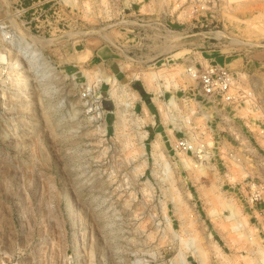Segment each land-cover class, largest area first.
Wrapping results in <instances>:
<instances>
[{
	"label": "rangeland",
	"instance_id": "obj_1",
	"mask_svg": "<svg viewBox=\"0 0 264 264\" xmlns=\"http://www.w3.org/2000/svg\"><path fill=\"white\" fill-rule=\"evenodd\" d=\"M0 20V264H264V0H0ZM211 65L233 101L201 94Z\"/></svg>",
	"mask_w": 264,
	"mask_h": 264
},
{
	"label": "built area",
	"instance_id": "obj_2",
	"mask_svg": "<svg viewBox=\"0 0 264 264\" xmlns=\"http://www.w3.org/2000/svg\"><path fill=\"white\" fill-rule=\"evenodd\" d=\"M8 25L5 20H0V37L5 41L13 42V34L5 30ZM197 72H193V75ZM200 79V91L208 100L216 95H220L225 101L231 102L236 96L232 92L233 75L226 69L219 68L215 65L208 66L203 72L198 74ZM249 93L248 95H250ZM264 135V128L261 130ZM177 146L186 151H192L196 148L193 140L181 138ZM197 149V148H196ZM249 182V192L247 194V201L251 204H257L264 201V180L259 176L252 177ZM262 231L264 234V220L262 224Z\"/></svg>",
	"mask_w": 264,
	"mask_h": 264
},
{
	"label": "bare ground",
	"instance_id": "obj_3",
	"mask_svg": "<svg viewBox=\"0 0 264 264\" xmlns=\"http://www.w3.org/2000/svg\"><path fill=\"white\" fill-rule=\"evenodd\" d=\"M239 41V40H238ZM237 43V42H236ZM242 43V42H241ZM245 43V42H244ZM248 44H251V43H248ZM162 71V70H161ZM165 73V72H164ZM164 73H162V72H157V71H152L151 72V74L150 75H148V76H150L152 79H155L156 80V82L158 81V80H160L161 78H164L165 77V74ZM147 76V77H148ZM114 77V76H113ZM138 77V76H137ZM149 77V78H150ZM152 79H150L151 81H152ZM113 80H115V79H113ZM144 80H147V79H144ZM154 80V81H155ZM148 81V80H147ZM115 82V81H114ZM176 82V81H175ZM158 83H160V82H158ZM157 83V84H158ZM148 84V83H147ZM154 84V83H153ZM161 84V83H160ZM160 84H158V85H160ZM179 84V83H178ZM177 84V85H178ZM162 85V84H161ZM149 86H150V81H149ZM151 86H154V85H152L151 84ZM166 87H168L167 85H166ZM165 87V88H166ZM157 88H158V86H157ZM164 88V87H163ZM159 90H160V87H159ZM160 92V91H159ZM130 96V95H129ZM172 100V102H173V99H171ZM131 102V101H130ZM129 102V104H131ZM174 103V102H173ZM124 105H126V103L124 104ZM127 106H129V105H127ZM132 106V105H131ZM131 106H130V108H131ZM129 108V107H128ZM133 108V107H132ZM125 109H126V107H125ZM122 114H124V113H122ZM122 117V116H121ZM122 118H124V117H122ZM121 118V119H122ZM121 122V121H120ZM119 124V123H118ZM146 135H147V132L144 134V135H142V137L143 138H146ZM141 137V138H142ZM142 138V139H143ZM153 149H154V152H155V154L158 156V158H162V159H165L166 160V162H167V164L169 163V159H168V156H167V154H166V151H165V149H164V147L162 146V143H161V141H160V138H159V136L155 139V141L153 142ZM181 154V157H182V160L183 161H185V163L187 164V165H190V161H189V159H187V158H185V155L183 154V153H180ZM169 165V164H168ZM195 166V165H194ZM234 211L235 210H233V214H234ZM237 228H239V227H237ZM260 253V252H259Z\"/></svg>",
	"mask_w": 264,
	"mask_h": 264
},
{
	"label": "crops",
	"instance_id": "obj_4",
	"mask_svg": "<svg viewBox=\"0 0 264 264\" xmlns=\"http://www.w3.org/2000/svg\"><path fill=\"white\" fill-rule=\"evenodd\" d=\"M256 111H259V110L256 108ZM260 113L262 114L261 108H260ZM260 117H263V118H264V115H262V116H260ZM263 118H262V119H263ZM263 121H264V120H263ZM258 138H261L260 140H264V138H262V137H258ZM258 138H256V140H258ZM260 143H261V142H260ZM260 143H259V144H260ZM260 145H262V143H261ZM261 149H264V147L261 146Z\"/></svg>",
	"mask_w": 264,
	"mask_h": 264
}]
</instances>
